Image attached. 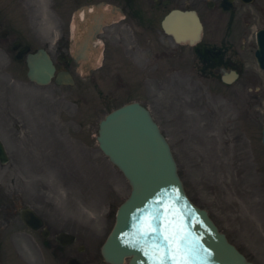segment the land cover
Listing matches in <instances>:
<instances>
[{
  "label": "rangeland",
  "instance_id": "374dc122",
  "mask_svg": "<svg viewBox=\"0 0 264 264\" xmlns=\"http://www.w3.org/2000/svg\"><path fill=\"white\" fill-rule=\"evenodd\" d=\"M198 1L206 18L216 16L215 10L211 14L207 12L204 0L194 3ZM24 70L8 53L0 52V137L11 157L8 165L0 164V183L7 197L4 202L10 204L8 196L14 192L27 202L53 203L49 207L54 206L65 219V212L79 215L82 223L93 226L88 228L89 233L83 227L80 235L94 239L91 250L96 253L95 264H103L99 245L107 227L105 207L109 203L105 204V197H117L115 192L120 189L113 183L118 179L95 175V183L90 185L93 191L89 194L85 193L83 184H73L80 205L89 201L97 207L78 209L73 199L76 209L71 211L72 207H66L70 204V191L64 184L84 182L90 175L88 164L92 170L97 165L109 173L114 171L107 166L109 162L98 145L95 149L90 146L93 140L87 128L89 111L76 99V89L37 87L29 83ZM196 77L189 78L196 81ZM121 93L118 92L119 100ZM159 99L153 101L152 109L179 156L193 198L210 210L245 253L257 264H264V226L260 222L264 212L259 207L260 199L264 201L259 195L264 190L263 186L260 188L261 179L264 184V149L260 140L264 92L227 91L213 85L208 89L197 83L192 88L176 80V88L172 86L161 92ZM95 111L98 120L105 108L97 103ZM73 142L77 144L73 155L69 160H60L59 153L72 148ZM236 154L237 164L233 158ZM239 172L244 174L241 180L237 177ZM109 185H112L110 190L105 192ZM124 193L125 190L120 191V196Z\"/></svg>",
  "mask_w": 264,
  "mask_h": 264
},
{
  "label": "flooded vegetation",
  "instance_id": "af4514ba",
  "mask_svg": "<svg viewBox=\"0 0 264 264\" xmlns=\"http://www.w3.org/2000/svg\"><path fill=\"white\" fill-rule=\"evenodd\" d=\"M119 1V6L125 17L115 24L105 27L96 39L103 38L105 43L104 59L107 46H110L108 48L110 51L119 49L122 51V56L120 60H116L115 65L121 66L122 71L124 70L125 78H123V83L128 98L132 95H139L140 98L144 97L142 93H144L146 86L148 92H150L151 88H154L157 82L156 76L159 75L157 72L161 70L160 60L162 57L166 60L169 59L170 66L179 71H183L187 67H195L200 73L211 71L213 74H217V72L222 70H236L243 77L240 79L239 86L245 90L250 89L248 86L251 85V82H256L255 74L248 71L249 69L246 65L248 58L244 55L253 44L251 40L253 20L251 21L250 13L246 11L244 4L240 0H233L234 7L231 11H224L220 7L221 17L215 21L216 23L218 22L217 39H209L205 44L201 45L200 49L195 51L198 59L195 63H193L191 53H179L181 49L178 50L170 42H167L165 39L162 40L158 30L162 16L165 13L164 11L176 7L177 5L172 2H176L177 0ZM223 1L216 0V3L221 6ZM20 2L23 3V0H0V43H41L38 39L42 40L43 36L39 31V27L33 23L30 26L23 23L26 20L29 22L32 14L27 9H22L24 3L20 5ZM249 6L264 18V0H254ZM258 21L264 22L259 18L256 22ZM213 22L211 24L215 25ZM59 23V30L56 33L63 40L55 54L59 61V66L60 68H70L73 65L76 71L79 72L78 64L74 62L72 51L68 46L72 33L70 21H65L61 18ZM128 27L129 33L126 35L122 28L127 31ZM53 35L46 36V38L53 37ZM127 39L131 41L129 45L126 43ZM43 40H45V37ZM211 48H215L216 50L211 56L213 59H217L216 61L209 60L206 54V51ZM139 51L142 53L148 52L147 57H144L146 63H142V66H137L134 61ZM177 56L180 58L176 61ZM107 65V63L104 64L103 62L96 70H101ZM241 65L244 67L242 73L239 71ZM146 69L151 71V73L145 79L144 74ZM153 74H156L155 77ZM92 76L86 80H90ZM213 76L216 77V75ZM149 77H154L155 79ZM91 81L93 88H95L96 79ZM150 95L153 98L150 101L153 103L156 97L154 94ZM153 105L155 106L154 103ZM18 211L19 208L14 207L13 211L7 215L5 214L3 217L4 225L7 229L4 232L5 234L0 233V252L7 247L8 230L13 228L15 215L19 214ZM40 215L44 219L46 226L39 232L40 234H37L38 238H42L40 240L41 249L47 253L50 264H66V248L71 251L69 256H75L78 254L80 247L75 244L69 247L60 244L57 239L62 232V230H58L59 222L54 220V218H47L41 212ZM6 259L9 264H15V258L7 257ZM2 262L3 260L0 259V264Z\"/></svg>",
  "mask_w": 264,
  "mask_h": 264
},
{
  "label": "water",
  "instance_id": "95a60500",
  "mask_svg": "<svg viewBox=\"0 0 264 264\" xmlns=\"http://www.w3.org/2000/svg\"><path fill=\"white\" fill-rule=\"evenodd\" d=\"M194 23L197 26V33L189 38L193 42L198 40V28H200L195 18ZM28 62L29 77L32 80L41 85L51 81L55 68L46 52L41 51L37 55H30ZM57 83H72V80L68 74H60ZM98 140L101 149L112 163L123 171L131 183L135 196L164 194L172 184L174 188L178 187L182 199L184 190L177 174V166L170 145L145 108L131 105L111 114L101 124ZM0 158L3 162L8 161L1 143ZM110 246L113 255L104 252L106 260L115 264L122 263L124 256L119 255L113 241L110 242ZM232 253L235 258L236 253L234 251Z\"/></svg>",
  "mask_w": 264,
  "mask_h": 264
},
{
  "label": "snow or ice",
  "instance_id": "6c2138e0",
  "mask_svg": "<svg viewBox=\"0 0 264 264\" xmlns=\"http://www.w3.org/2000/svg\"><path fill=\"white\" fill-rule=\"evenodd\" d=\"M149 230L151 231L150 225ZM163 239L168 249L166 259L170 260L172 264H189L188 255L190 249L184 246L185 235L182 229H171L167 235H164ZM164 259L161 258L158 264H163Z\"/></svg>",
  "mask_w": 264,
  "mask_h": 264
},
{
  "label": "bare ground",
  "instance_id": "6f19581e",
  "mask_svg": "<svg viewBox=\"0 0 264 264\" xmlns=\"http://www.w3.org/2000/svg\"><path fill=\"white\" fill-rule=\"evenodd\" d=\"M194 141V140H193Z\"/></svg>",
  "mask_w": 264,
  "mask_h": 264
}]
</instances>
